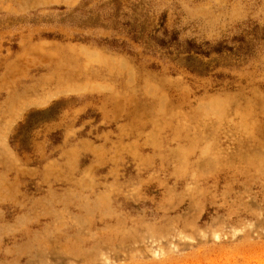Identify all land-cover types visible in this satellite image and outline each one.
Here are the masks:
<instances>
[{
    "label": "rangeland",
    "instance_id": "obj_1",
    "mask_svg": "<svg viewBox=\"0 0 264 264\" xmlns=\"http://www.w3.org/2000/svg\"><path fill=\"white\" fill-rule=\"evenodd\" d=\"M0 264H264V0H0Z\"/></svg>",
    "mask_w": 264,
    "mask_h": 264
}]
</instances>
